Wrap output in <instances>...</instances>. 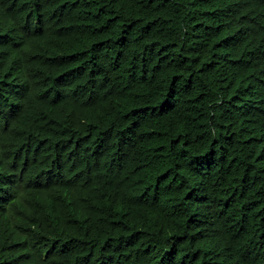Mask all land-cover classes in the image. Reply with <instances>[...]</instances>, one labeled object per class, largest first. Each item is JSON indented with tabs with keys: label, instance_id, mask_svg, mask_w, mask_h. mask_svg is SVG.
I'll return each mask as SVG.
<instances>
[{
	"label": "trees",
	"instance_id": "16d2710c",
	"mask_svg": "<svg viewBox=\"0 0 264 264\" xmlns=\"http://www.w3.org/2000/svg\"><path fill=\"white\" fill-rule=\"evenodd\" d=\"M77 263L264 264V0H0V264Z\"/></svg>",
	"mask_w": 264,
	"mask_h": 264
},
{
	"label": "bare ground",
	"instance_id": "6f19581e",
	"mask_svg": "<svg viewBox=\"0 0 264 264\" xmlns=\"http://www.w3.org/2000/svg\"><path fill=\"white\" fill-rule=\"evenodd\" d=\"M122 1H124V0H122ZM125 3H126V2H125ZM2 10H3V9H2ZM246 10H247V9H246ZM227 17H228V16H227ZM78 21H79V20H78ZM31 28H32V27H31ZM203 28H204V26H203ZM206 29H207V28H206ZM74 35H75V34H74ZM79 35H80V34H79ZM79 35H78V36H79ZM82 35H83V34H82ZM40 37H41V36H40ZM40 37H39V39H40ZM75 37H76V36H75ZM80 37H81V36H80ZM80 37H79V38H80ZM201 37H202V36H201ZM62 38H63V37H62ZM67 38H68V37H67ZM83 38H85V37L83 36ZM195 39H197V38H195ZM259 39H260V38H259ZM22 40H23V38H22ZM19 41H20V40H19ZM55 41H56V39H55ZM59 41H60V40H59ZM262 41H263V40H262ZM74 42H75V41H74ZM74 42H73V43H74ZM33 43H34V42H33ZM193 43H194V42H193ZM12 44H13V42H12ZM13 45H14V44H13ZM16 46H17V45H16ZM34 46H35V44H34ZM8 48H9V47H8ZM36 48H37V46H36ZM44 48H45V47H44ZM32 49H33V48H32ZM32 49H31V50H32ZM37 49H38V48H37ZM221 49H222V48H221ZM1 50H2V49H1ZM236 50H237V49H236ZM15 51H16V50H15ZM21 52H23V51H21ZM33 52H34V51H33ZM200 52H201V51H200ZM222 52H223V51H222ZM233 52H234V51H233ZM25 53H26V52H25ZM36 53H37V52H36ZM38 53H39V52H38ZM122 53H123V52H122ZM198 53H199V52H198ZM189 54H190V53H189ZM195 54H196V53H195ZM35 57H36V56H35ZM230 57H231V56H230ZM248 58H249V57H248ZM99 61H100V60H99ZM46 62H47V61H46ZM30 63H31V62H30ZM181 64H182V63H181ZM191 64H192V63H191ZM229 64H230V63H229ZM30 65H31V64H30ZM42 65H43V64H42ZM32 66H34V65H32ZM101 66H102V65H101ZM260 67H261V66H260ZM254 68H255V67H254ZM135 73H136V71H135ZM110 74H111V73H110ZM114 75H115V74H114ZM116 75H117V74H116ZM194 77H195V76H194ZM116 78H117V77H116ZM202 78H203V77H202ZM117 79H118V78H117ZM151 80H152V79H151ZM122 81H124V80H122ZM220 82H221V81H220ZM68 86H69V85H68ZM149 88H150V86H149ZM65 89H66V88H65ZM165 92H166V91H165ZM182 100H183V99H182ZM253 100H254V99H253ZM236 106H237V105H236ZM233 109H234V108H233ZM86 111H87V110H86ZM86 111H85V112H86ZM88 111H89V110H88ZM231 111H232V110H231ZM108 113H109V112H108ZM86 114H87V112H86ZM105 114H106V113H105ZM109 114H110V113H109ZM86 116H87V115H86ZM86 116H85V117H86ZM104 116H105V115H104ZM111 116H113V115H111ZM111 116H110V117H111ZM90 119H91V118H90ZM258 119H259V118H258ZM105 120H106V119H105ZM229 120H230V119H229ZM261 120H262V119H261ZM77 121H78V119H77ZM84 121H85V120H84ZM103 121H104V120H103ZM223 121H224V120H223ZM80 122H81V121H80ZM94 122H95V119H94ZM108 122H109V120H108ZM78 125H79V123H78ZM17 128H18V127H17ZM80 128H81V127H80ZM83 128H84V127H83ZM12 129H13V128H12ZM84 130H85V129H84ZM16 131H18V130H16ZM81 132H83V131H81ZM81 132H80V133H81ZM215 132H216V131H215ZM231 132H232V131H231ZM249 132H250V131H249ZM15 133H16V132H15ZM19 134H20V133H19ZM15 135H16V134H15ZM21 135H22V134H21ZM73 135H74V134H73ZM16 136H17V135H16ZM12 137H13V136H12ZM86 137H87V136H86ZM236 137H237V136H236ZM14 138H15V137H14ZM14 138H13V139H14ZM237 138H238V137H237ZM241 138H242V137H241ZM245 138L247 139V137H245ZM13 139H12V140H13ZM238 139H239V138H238ZM10 140H11V139H10ZM83 140H84V139H83ZM225 140H226V139H225ZM13 141H14V140H13ZM74 142H75V141H74ZM37 143H38V142H37ZM43 143H44V141H43ZM83 143H84V142H83ZM240 143H241V142H240ZM84 144H85V143H84ZM72 145H73V144H72ZM10 146H11V145H10ZM239 146H240V145H239ZM35 147H36V146H35ZM39 147H41V146H39ZM45 147H47V146H45ZM73 147H74V146H73ZM73 147L71 146V148H73ZM79 147H80V146H79ZM245 147H246V146H245ZM232 148H233V147H232ZM237 149H238V148H237ZM228 150H229V149H228ZM246 150H247V149H246ZM76 151H77V150H76ZM229 151H230V150H229ZM244 151H245V150H244ZM231 152H232V151H231ZM21 153H22V152H21ZM24 153H25V152H24ZM244 153H245V152H244ZM262 154H263V153H262ZM244 156H245V155H244ZM23 157H24V156H23ZM23 157H22V158H23ZM238 159H240V158H238ZM143 161H144V160H143ZM146 161H147V160H146ZM204 161H205V160H204ZM26 162H27V159H26ZM167 162H168V161H167ZM138 163H139V162H138ZM36 164H37V163H36ZM21 166H22V164H21ZM33 166H34V165H33ZM129 166H130V165H129ZM116 168H117V167H116ZM180 168H181V167H180ZM257 168H258V167H257ZM74 169H75V168H74ZM80 169H81V168H80ZM45 170H46V169H45ZM66 170H67V169H66ZM85 170H86V169H85ZM113 170H114V169H113ZM129 170H130V169H129ZM210 170H211V169H210ZM63 172H64V171H63ZM63 172H62V173H63ZM66 172H67V171H66ZM71 173H72V172H71ZM84 173H86V172H84ZM109 174H110V173H109ZM40 175L42 176V174H40ZM44 175H45V174H44ZM83 175H84V174H83ZM146 176H147V175H146ZM208 176H209V175H208ZM52 177H53V176H52ZM81 177H82V176H81ZM43 178H44V177H43ZM83 178H84V177H83ZM85 178H86V177H85ZM40 179H41V178H40ZM47 179H48V177H47ZM70 179H71V178H70ZM81 179H82V178H81ZM37 180H38V179H37ZM44 180H45V178H44ZM61 180H62V179H61ZM73 180H74V179H73ZM82 180H83V179H82ZM109 180H110V179H109ZM147 180H148V179H147ZM38 181H39V180H38ZM48 181H49V180H48ZM112 181H113V179H112ZM40 182H41V180H40ZM72 182H73V181H72ZM101 182H102V181H101ZM101 182H100V184H101ZM42 183H43V181H42ZM87 183H88V182H87ZM102 183H103V182H102ZM100 184H99V185H100ZM105 184H106V183H105ZM105 184H104V186H105ZM87 185H89V184H87ZM100 186H101V185H100ZM119 186H120V185H119ZM32 187H33V186H32ZM33 188H34V187H33ZM55 188H56V187H55ZM66 188H67V187H66ZM90 188H91V187H89V189H90ZM59 189H61V188H59ZM86 189H87V188H86ZM105 189H106V188H105ZM84 190H85V189H84ZM87 190H88V189H87ZM156 190H157V189H156ZM37 191H38V190H37ZM79 191H80V190H79ZM82 191H83V190H82ZM47 192H48V191H47ZM64 192H65V191H64ZM89 192H90V190H89ZM98 192H99V191H98ZM119 192H120V191H119ZM9 193H10V192H9ZM9 193H8V194H9ZM41 193H42V192H41ZM48 193H49V192H48ZM85 193H86V192H85ZM39 194H40V193H39ZM60 194H61V193H60ZM63 194H64V193H63ZM63 194H62V195H63ZM71 194H72V193H71ZM95 194H96V193H95ZM129 194H130V192H129ZM151 194H152V193H151ZM46 195H47V193H46ZM80 195H81V194H80ZM104 195H105V193H104ZM9 196H10V195H9ZM37 196H38V195H37ZM37 196H36V197H37ZM39 196H40V195H39ZM48 196H49V195H48ZM51 196H52V195H51ZM33 197H34V196H33ZM40 197H41V196H40ZM46 197H47V196H46ZM59 197H60V196H58V198H59ZM105 197H106V196H105ZM111 197H112V195H111ZM29 198H30V197H28L27 200H28ZM130 198H131V197H130ZM137 198H138V197H137ZM162 198H163V197H162ZM44 199H45V198H44ZM54 199H55V198H54ZM102 199H103V198H102ZM104 199H105V198H104ZM27 200H26V201H27ZM29 200H30V199H29ZM39 200H40V198H39ZM57 200H59V199H57ZM165 200H166V199H165ZM36 201H37V200H36ZM40 201H41V200H40ZM43 201H44V200H43ZM43 201H42V202H43ZM48 201H49V199H48ZM71 201H72V200H71ZM109 201H110V200H109ZM180 201H181V200H180ZM229 201H230V200H229ZM42 202H41V203H42ZM46 202H47V201H46ZM55 202H56V201H55ZM59 202H60V201H59ZM59 202H58V203H59ZM66 202H67V201H66ZM107 202H108V201H107ZM16 203H17V202H16ZM20 203H21V202H20ZM58 203H57V204H58ZM45 204H46V203H45ZM45 204H44V205H45ZM52 204H53V203H52ZM57 204H56V205H57ZM118 204H119V203H118ZM230 204H231V203H230ZM1 205H2V204H1ZM23 205H24V204H23ZM33 205H34V204H33ZM69 205H70V204H69ZM69 205H68V206H69ZM120 205H121V204H120ZM42 206H43V205H42ZM54 206H55V205H54ZM162 206L164 207V205H162ZM29 207H30V205H29ZM45 207H46V206H45ZM50 207H51V206H50ZM3 208H4V206H3ZM43 208H44V207H43ZM56 208H57V206H56ZM58 208H59V207H58ZM153 208H154V207H153ZM155 208H156V207H155ZM223 208H224V207H223ZM45 209H47V207H46ZM29 210H30V209H29ZM157 210H158V209H157ZM165 210H166V209H165ZM225 210H226V209H225ZM232 210H233V209H232ZM15 211H17V210H15ZM20 211H21V210H20ZM44 211H46V210H44ZM53 211H55V210H53ZM57 211H58V209H57ZM62 211H63V210H62ZM123 211H124V210H123ZM160 211H161V210H160ZM166 211H167V210H166ZM17 212H18V211H17ZM23 212H24V211H23ZM55 212H56V211H55ZM59 212H60V211H59ZM59 212H58V213H59ZM150 212H151V211H150ZM170 212H171V211H170ZM180 212H181V211H180ZM251 212H252V210H251ZM251 212H250V213H251ZM128 213H129V212H128ZM159 213H160V212H159ZM173 213H174V212H173ZM228 213H229V212H228ZM26 214H27V213H26ZM29 214H30V213H29ZM50 214H52V211H51ZM55 214H56V213H55ZM130 214H131V213H130ZM156 214H157V213H156ZM156 214H155V215H156ZM161 214H162V213H161ZM180 214H181V213H180ZM23 215H24V214H23ZM240 215H241V214H240ZM130 216H131V215H130ZM137 216H139V215H137ZM157 216H158V215H157ZM157 216H156V217H157ZM32 217H33V216H32ZM52 217H53V216H52ZM127 217H128V216H127ZM128 218L130 219V217H128ZM135 218H136V217H135ZM135 218H134V219H135ZM175 218H176V216H175ZM238 218H239V217H238ZM161 219H162V218H161ZM136 220H137V218H136ZM157 220H160V219H157ZM230 220H231V219H230ZM140 221H141V220H140ZM142 221L144 222V220H142ZM163 221H164V220H162V222H163ZM135 222H136V221H135ZM157 222H159V221H157ZM51 223H52V222H51ZM230 223H231V222H230ZM164 224H165V222H164ZM247 224H249V223H247ZM136 225H137V224H136ZM254 225H255V224H254ZM254 225H253V226H254ZM256 225H257V224H256ZM134 226H135V225H134ZM167 226H169V225L167 224ZM46 227H47V226H46ZM158 227H159V226H158ZM244 227H245V226H244ZM262 227H263V226H262ZM49 228H50V227H49ZM141 228H142V227H141ZM194 228H195V227H194ZM132 229H133V228H132ZM143 229H144V228H143ZM160 229H162V228H160ZM124 230H125V229H124ZM132 231H133V230H132ZM160 231H161V230H160ZM51 232H52V231H51ZM129 232H131V231H129ZM161 232H162V231H161ZM161 232H160V233H161ZM59 235H60V234H59ZM62 235H63V234H62ZM253 237H254V236H253ZM262 238H263V237H262ZM257 239H260V238H257ZM186 240H187V239H185V241H186ZM197 242H198V241H197ZM79 243H80V242H79ZM198 243H199V242H198ZM204 243H205V242H204ZM209 243H210V242H209ZM85 244H86V243H85ZM95 245H96V244H95ZM198 245H199V244H198ZM190 246H191V245H190ZM191 247H192V246H191ZM59 248H60V247H59ZM78 248H79V247H78ZM88 248H89V247H88ZM91 248H92V247H91ZM188 248H189V247H188ZM76 249H77V248H76ZM88 250H89V249H88ZM194 250H195V249H194ZM93 251H95V250H93ZM74 252H75V251H74ZM37 253H38V254H41V253H39V252H37ZM92 256H93V255H92ZM94 257H95V256H94ZM46 258H47V257H46ZM31 263H32V262H31ZM77 264H78V263H77Z\"/></svg>",
	"mask_w": 264,
	"mask_h": 264
}]
</instances>
